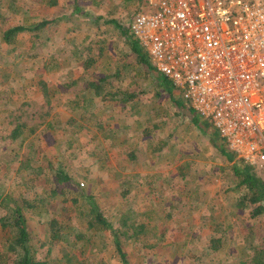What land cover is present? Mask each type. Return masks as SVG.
I'll list each match as a JSON object with an SVG mask.
<instances>
[{
    "label": "rangeland",
    "instance_id": "obj_1",
    "mask_svg": "<svg viewBox=\"0 0 264 264\" xmlns=\"http://www.w3.org/2000/svg\"><path fill=\"white\" fill-rule=\"evenodd\" d=\"M8 1L0 0V127L8 130L12 126L8 123L9 115L24 102L36 103L34 111L46 104L41 81L60 90L62 104L55 102L51 116L44 120L37 136L25 140L21 147L19 143L9 144L0 139L1 198L32 200L42 196L47 178L43 175L32 182L36 171L19 169L23 157L37 159L44 167L50 164L58 167L65 160L79 186L96 198L111 220L117 222L119 215L127 213L132 217L130 224H149L147 228L154 237L148 243L157 242L159 246L146 249L138 240H125L123 249L130 264H240L244 256L252 264H264V214L251 219L248 212L253 206L237 207L239 192H230L238 197L235 200L225 193L235 180L232 165L214 147L211 135L184 119L168 141L167 149L160 155L153 154L151 149L161 132L153 130V113L154 120L160 108L174 114L167 94L163 93L157 102L153 100V92L143 96L139 112L132 113L129 104L125 109L116 105L113 92H138V84L148 88L152 81L145 78L149 76L143 70L148 67L140 63L128 43L132 40L129 25L146 8V0H58L56 7L37 0H16L18 13L11 12ZM43 22L47 24L42 29L20 34L13 46L2 39L5 29ZM88 53L97 60L89 70H84L77 58L84 60ZM145 58L152 65L149 57ZM117 71L120 76L111 79L106 89V94H111L106 101L98 98L93 89L82 91L83 84L98 82L97 78ZM73 79H79L78 86L66 90L64 83ZM76 94L81 101L86 98L87 105L90 103L87 121L81 119V111L70 110L73 105L69 103L78 100L74 98ZM175 98L187 103L183 91ZM57 118L62 121L74 118L78 122L74 127L84 124L80 126L85 129L76 128L77 143L72 149L66 150L65 144L71 131L66 137L61 124L56 123L54 129L45 127ZM144 122L156 136L143 137ZM102 124L114 131L109 137L115 138L107 143L99 131ZM173 127L170 122L163 125L166 137ZM136 146L137 159L129 162L127 147ZM181 164H187L183 170ZM33 168L37 169V165ZM257 170L264 176V170ZM56 211V206H49L47 211L31 215L29 231L36 234V241L47 240L49 233L44 224ZM1 213L0 207V217ZM166 214H173V218L168 219ZM217 218L224 222L225 228L230 225L231 230L224 251L208 257L205 247L212 235L209 225ZM134 231L138 229L131 233ZM8 234L0 222V247L7 246L4 244ZM107 235V249L100 245L88 247L84 257L102 264H123L114 248L113 235ZM54 253L64 264L61 247ZM75 254L79 259V252Z\"/></svg>",
    "mask_w": 264,
    "mask_h": 264
},
{
    "label": "trees",
    "instance_id": "obj_2",
    "mask_svg": "<svg viewBox=\"0 0 264 264\" xmlns=\"http://www.w3.org/2000/svg\"><path fill=\"white\" fill-rule=\"evenodd\" d=\"M37 1L50 7H56L58 5V0ZM15 2L16 0H9L8 7L11 12L18 13L19 10ZM111 23L117 24L115 21H112ZM46 24L47 22H43L32 27L19 26L16 28L5 29L2 32V39L6 45L13 46L18 43V36L20 34L28 31H38ZM131 39V42H128L129 46L133 53L138 57L140 63H144L148 67L149 70L145 67L143 73L146 74V76H149L145 78H151L152 81L149 83L148 88H144L143 84H138V92H113L116 96L114 98L117 102L116 105H121L122 108L125 109L129 104L132 108V113L137 110L139 112V103H142L143 96L153 92L152 97L156 102L161 98L163 93L167 94L174 109V114L170 115L166 110L160 108L157 114V120L153 119L155 112L153 113L151 118L152 125L154 126L153 130L156 128L161 131L158 135L154 134V131L146 125L147 122H144L146 127L143 131V137L157 135L156 145L152 147L151 152L157 155L162 154L168 147V141L176 135L177 130L183 124L184 119H189V121H191V123L199 130L211 135L214 147L232 165L231 170L235 180H232L229 184L231 185L229 186L231 187L229 190H224L225 193L229 194V198L235 200L238 199V197L235 198L230 192L238 191L240 196L239 199L236 200L238 202L236 206L247 208L252 205L253 208L248 212L251 219H257L264 214V176L258 172L257 168L247 164L243 159H239L235 153L228 149L227 142L221 138L217 130L213 127L211 121L201 119L187 103L175 98V95L181 94L179 90L172 85V82L168 78L155 72L156 70L153 65L148 64V61L145 58L146 56L148 57V54L144 51L139 41L133 36ZM88 55L89 57L86 59L84 58V60L77 58L79 63L82 61L81 67H83L84 70H89L97 60L96 56L93 57L92 53H88ZM119 76L120 72L117 71L97 78L98 82L89 81L87 84H83L84 88L82 91L93 89L98 98L100 97L103 101H106L107 96L111 94H106L108 93L106 89L109 87L111 79ZM78 82L79 79H73L64 83L63 87H65L66 90H70L78 86ZM39 85L46 104L38 106L35 111L34 108L37 106L36 103L26 101L21 104L14 113L9 115L10 121H8V123L12 126L8 130L0 127L2 134L0 139L8 141L9 144L19 143V146L21 147L25 140L33 139L37 136V132L45 125L44 120L51 116V109L55 102L58 101L62 104V102L59 101L61 93L58 88H50L44 81H41ZM153 86L157 88V90H154ZM74 98H77L78 100L69 103V105H73L70 110H75V113L77 110L81 111V119L87 121L89 114L86 111L88 110L90 103L87 105L86 98L81 101L78 94L74 95ZM92 102L93 101L91 100V104ZM40 111L41 113L45 112L43 114H38ZM168 122L174 123V130H171L166 137L162 130L163 125H166ZM56 123L63 126V136L67 137L68 133L71 131V136L67 138L65 144L67 146L66 150L72 149L77 143V140L75 139L77 134L76 128L85 129L84 126H80L84 124L79 123V127H74V125L78 124L74 118H69L65 121L57 118L47 123L45 127L47 129H54L55 125H57ZM112 129V127H106L105 124L99 125V131L102 137H104L106 143L108 140L115 138V135L109 137V134L114 133ZM131 149L127 147L126 158L129 162L134 163L137 159L139 149L138 146ZM23 159L24 160L20 162V170L30 169L33 173L36 171L31 178L32 182L37 181V177H42L43 175L44 178L47 179L45 181L42 196L32 197V200L24 197L16 199L10 196H7L6 198H1L0 196V207L4 213H1L0 222L3 229L8 230L9 233L5 238L6 240L4 244L7 246L4 247L2 245V247H0L2 249L0 251V264H63L62 260L54 256V252L60 247L64 264H102L99 261L93 259L90 260L84 256L88 247L94 248L100 245L107 249V233L113 235L114 248L123 264H130L127 252L123 249L125 240H138L141 247L146 249H153L159 246V243L157 242L148 243V241L154 237L151 236L153 235L151 233L152 230L147 228L149 226L148 223L138 222V224H130L132 217L127 213L119 215L117 222L111 220L106 210H104L101 204L97 202L96 198L93 195L87 194L85 189L79 186L77 179L73 174L74 172L70 169L65 160H63L64 164L59 165L58 167L52 164L44 167L43 165H40L37 159L31 160L26 157H23ZM35 164L37 165V169L33 168ZM185 166L181 164V170H183ZM126 193L128 194L129 191H126ZM49 206H56L57 210L56 215L46 220L44 224L49 236L45 242L41 240L36 241V234L32 230L29 231L28 223L31 219V215L36 214L41 210L47 211ZM60 216L63 218H60ZM146 216L148 217V214ZM166 217L172 219L173 214H166ZM135 229H138V231L131 233V230ZM209 229L212 235L207 242L205 250L209 252L208 257H211L216 253L224 251L226 247V237L229 230H231V226L229 225L225 228L224 222L217 218L212 220ZM76 251L80 254L79 259H77L75 254ZM10 253H16V255L14 256ZM244 257L240 264H252Z\"/></svg>",
    "mask_w": 264,
    "mask_h": 264
},
{
    "label": "built area",
    "instance_id": "obj_3",
    "mask_svg": "<svg viewBox=\"0 0 264 264\" xmlns=\"http://www.w3.org/2000/svg\"><path fill=\"white\" fill-rule=\"evenodd\" d=\"M129 30L228 149L264 170V0H146Z\"/></svg>",
    "mask_w": 264,
    "mask_h": 264
},
{
    "label": "crops",
    "instance_id": "obj_4",
    "mask_svg": "<svg viewBox=\"0 0 264 264\" xmlns=\"http://www.w3.org/2000/svg\"><path fill=\"white\" fill-rule=\"evenodd\" d=\"M155 72H157V71H155ZM157 74H159V73L157 72ZM179 95H181V94H179ZM179 95H175V97H176V96H179Z\"/></svg>",
    "mask_w": 264,
    "mask_h": 264
}]
</instances>
